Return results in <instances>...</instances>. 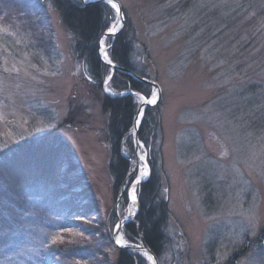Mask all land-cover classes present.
I'll return each instance as SVG.
<instances>
[{"label":"rangeland","instance_id":"obj_1","mask_svg":"<svg viewBox=\"0 0 264 264\" xmlns=\"http://www.w3.org/2000/svg\"><path fill=\"white\" fill-rule=\"evenodd\" d=\"M119 1L121 31L133 41L139 67L162 89L158 104L146 107L158 124L154 142L140 138L151 173L152 147L159 196L168 201L159 263L264 264V0ZM41 10L32 18L40 23L35 31L0 16V148L7 145L11 158L0 161V264H40L41 255L51 256L53 238L80 234L81 223L62 224L61 212L46 211L33 197L45 190L66 210L76 206L54 184L63 171L80 179L99 206L103 241L115 260L111 229L130 210L134 221L140 202L133 207L126 189L116 209L123 185L115 190L102 106L110 81L96 89L57 12ZM116 36L104 39L109 56ZM153 92L149 85L147 95L135 93L138 107ZM129 136L122 152L135 168L133 127ZM60 144L73 155L59 170ZM126 233L124 225L120 235L142 244Z\"/></svg>","mask_w":264,"mask_h":264},{"label":"trees","instance_id":"obj_2","mask_svg":"<svg viewBox=\"0 0 264 264\" xmlns=\"http://www.w3.org/2000/svg\"><path fill=\"white\" fill-rule=\"evenodd\" d=\"M45 7H50L57 12L61 23L71 35V47L75 58L80 62L86 77L96 85L97 90H103L106 76L112 73L110 80L112 93L102 95V106L109 114L106 138H108L111 151L110 172L115 190H120L133 168L131 158L123 154L122 148L124 143L130 139V131L138 109L135 93L141 92L147 95L149 85L122 72H112L110 66L101 60L98 54L99 38L115 18L114 9L107 3L87 4L82 0H0V16H5L11 21L18 18L24 26L29 23L28 26L35 31L40 23L32 21V18H39L37 13ZM5 11L8 12L7 15ZM134 51L133 41L123 30L112 40L110 57L119 65L147 77L143 68L139 67ZM153 111L151 107L146 108L139 130L140 138L150 146L154 142L152 131L158 125L155 123ZM130 144L132 145L131 141ZM28 146L29 143L22 144L19 150L27 149ZM59 146V156L62 160H59L56 165L60 170L67 162L66 159L73 155V150L68 145L60 144ZM150 153L152 174L140 186V209L135 220L126 224V234L131 241H141L160 258L165 248L166 238L163 226L169 209L168 201L159 196L161 180L152 147ZM10 159L6 150L0 152V161L6 163ZM1 168L0 165V172H3ZM73 170L70 165L69 170L66 171ZM68 175L63 171L60 177L54 180V184L62 188L65 194L71 195L70 200L76 201V206L66 210L64 203L57 202L56 195L50 197L48 191L45 190L33 197L40 200L39 205L46 211L52 208L56 214L61 212L58 215L62 224L69 226L77 222L81 223L83 228L80 234L71 235V239L67 242L63 240V243H57L48 248L51 256L41 255L40 264H109L104 251L107 249L104 242L107 235L101 231L102 222L98 220L99 206L85 194V188L80 183V179L72 181L68 179ZM108 240L113 246L111 233ZM117 250L118 258L114 260L115 264H148L138 253H131L126 249L118 248Z\"/></svg>","mask_w":264,"mask_h":264},{"label":"snow or ice","instance_id":"obj_3","mask_svg":"<svg viewBox=\"0 0 264 264\" xmlns=\"http://www.w3.org/2000/svg\"><path fill=\"white\" fill-rule=\"evenodd\" d=\"M107 4L115 10L116 12V17L113 19L112 23L107 27V34L108 37H112L115 36L122 28V24L119 23V13L121 12V5L114 2V0H106ZM102 45V49H103V57L106 60V62L112 66L113 62L111 60V58H109L108 55V51H107V44L105 40H101L99 42ZM15 71H19V69H14ZM112 76L111 74L106 76V80H111ZM106 91L111 92V89H107ZM123 94V93H121ZM139 95V94H137ZM159 94L156 92L151 93L150 97H141V103L143 105H157L159 102ZM144 112H143V108H141L138 112H137V117H136V125H139L141 119L143 118ZM39 131V129H37ZM7 148V145H4L2 148H0V151H3L4 149ZM133 173H136L134 180L130 181V186H126V189L129 193V199L131 200V203L133 205V207H135L138 203V195H137V189L135 187V185H139L141 184L144 180L148 179L151 176V168L149 166V164L147 163V153H142L139 156V160L136 163V167L132 169ZM130 215H134L135 213L129 212ZM87 230V229H86ZM111 231L113 232V237H114V244L118 245L121 248H128V247H132V245H130L128 243L127 240H125L121 235V224L116 223L113 228L111 229ZM82 235V233H81ZM57 243H63V236L62 235H58L55 238L52 239V244H57ZM136 248H141L142 246L137 244L135 245ZM107 257H108V261L109 264H115L114 258L112 256V253L114 252L113 248H108L104 250ZM145 256L148 257L149 260L152 261V264H156V261L153 257L148 256L147 253H144Z\"/></svg>","mask_w":264,"mask_h":264},{"label":"water","instance_id":"obj_4","mask_svg":"<svg viewBox=\"0 0 264 264\" xmlns=\"http://www.w3.org/2000/svg\"><path fill=\"white\" fill-rule=\"evenodd\" d=\"M82 1H83L84 3H87V4H89V3H95V2H104V3H107L106 0H82ZM114 2H116V3H118V4L121 5V12L119 13V17H120V24H122V28H121V30H122L123 27H124V25H125L126 16H125V13H124V10H123V7H122L121 2H120L119 0H114ZM121 30H120V31H121ZM120 31H119V32H120ZM119 32H118V33H119ZM118 33H117V34H118ZM117 34H116V35H117ZM116 35H115V36H116ZM106 37H108L107 31H105V32L102 34V36L99 38V42H100L101 40H104ZM99 42H98V54H99L101 60H102L105 64H107L108 66H110V65L106 62V60L104 59V57H103V49H102V45H101ZM108 55H109V54H108ZM109 58H110V56H109ZM111 60H112V59H111ZM112 62H113V64H112V66H110V68L112 69L113 72H115V71L122 72V73H124V74H126V75H128V76H131L132 78L136 79V80L139 81V82H142V83H145V84L150 85V86L152 87V89L154 90V92L156 91V93H158V94H159V97L161 98V95H162V89H161V86H160V84L158 83V81L153 80V79L148 78V77H145V76H141V75L137 74L136 72L132 71L131 69H128V68H126V67H124V66L119 65L118 63H116V62L113 61V60H112ZM143 96H144V97H147V96H145V95H143ZM159 100H160V99H159ZM147 106H151V105H143V104L141 103L140 106H139L138 109H137V112H138L141 108H143V112H144ZM143 116H144V115H143ZM136 117H137V113H136V115H135L134 123H133V136H134V147H135V151H136V155H137V161H138V156H139V153H140V147H141V143H142V141L140 140V132H139V130H140V126H141V123H142L143 118L141 119L139 125H136ZM137 161H136V163H137ZM132 174H133V172H131V173L128 175L126 181H125L124 184H123L122 192H121V194H120V195L118 196V198H117L116 209H118L119 202H120V200H121V198H122V195H123V193L126 191V188H125L126 183H127L129 177H130ZM144 181H145V180H144ZM144 181H143V182H144ZM137 207H138V204H137ZM133 213H136V212H133ZM134 215H135V214H134ZM132 216H133V215H130V216H127V217H125V218H123V219H122L121 217H119L118 223L121 224V228H122L124 225H126L128 222H130ZM112 238H113V240H114V237H113V236H112ZM129 244L132 245V247L121 248V247H119L118 245H116V247L119 248V249H126V250H128L129 252L141 253L142 255H144V253H148L151 257H153V258L155 259L156 264H160V263H159V258H158V256H157V255H156V254H155V253H154L149 247H147L145 244H143V243H142V244H139V245L142 246V247L139 248V249L135 247V245H137V244H134V243H129ZM144 257L148 259L147 256L144 255ZM148 260H149V259H148ZM149 261H150V263L152 264V261H151V260H149Z\"/></svg>","mask_w":264,"mask_h":264},{"label":"bare ground","instance_id":"obj_5","mask_svg":"<svg viewBox=\"0 0 264 264\" xmlns=\"http://www.w3.org/2000/svg\"><path fill=\"white\" fill-rule=\"evenodd\" d=\"M156 92V91H155ZM143 153V151H142V148H140V153H139V156H140V154H142ZM139 156H138V160H139ZM137 186L138 185H135V187H136V189H137ZM136 208V207H135ZM148 254V253H147ZM148 256H150L149 254H148Z\"/></svg>","mask_w":264,"mask_h":264}]
</instances>
